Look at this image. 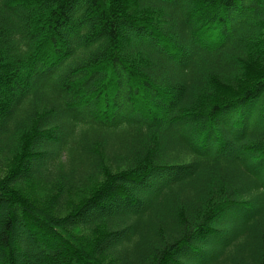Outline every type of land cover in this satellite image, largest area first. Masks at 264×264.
Listing matches in <instances>:
<instances>
[{"label": "trees", "instance_id": "1", "mask_svg": "<svg viewBox=\"0 0 264 264\" xmlns=\"http://www.w3.org/2000/svg\"><path fill=\"white\" fill-rule=\"evenodd\" d=\"M0 264H264V0H0Z\"/></svg>", "mask_w": 264, "mask_h": 264}]
</instances>
